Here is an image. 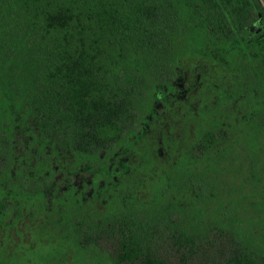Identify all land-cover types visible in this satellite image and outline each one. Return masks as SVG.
<instances>
[{
	"label": "trees",
	"instance_id": "obj_1",
	"mask_svg": "<svg viewBox=\"0 0 264 264\" xmlns=\"http://www.w3.org/2000/svg\"><path fill=\"white\" fill-rule=\"evenodd\" d=\"M261 4L0 0L2 194L17 186L39 189L16 171L7 176L19 141L30 143L27 161L35 170L53 160L62 166L66 184L101 169L110 177L114 162L121 164L118 149L137 138L144 119L155 117L152 112L176 87L177 68L187 55L225 59L235 70L230 92L235 104L241 101L236 106L245 134L264 142V26L250 28L264 20ZM190 71L210 76L207 63ZM230 137L227 125L207 128L185 156L194 169L185 174L182 188L195 201H213L217 187L208 172L194 166ZM67 197L62 195L67 237L79 249L104 252L109 264H264V251L227 227L191 230L175 211L151 207L73 212ZM7 204L2 201L0 210Z\"/></svg>",
	"mask_w": 264,
	"mask_h": 264
},
{
	"label": "rangeland",
	"instance_id": "obj_2",
	"mask_svg": "<svg viewBox=\"0 0 264 264\" xmlns=\"http://www.w3.org/2000/svg\"><path fill=\"white\" fill-rule=\"evenodd\" d=\"M201 62L209 66L210 76L190 71ZM227 65L225 59L213 56L182 58L176 87L156 105L155 117L142 121L137 138L118 149L121 164L114 162L110 177L101 169L77 174L65 184L62 166L49 160L44 169L35 170L27 161L30 143L15 144L7 176L14 171L28 173L45 189L31 195L17 186L9 199L0 197V203H8L0 212V264H109L104 252L79 249L67 237L62 195L70 199L72 211L169 209L191 230L221 225L264 251V142L245 134L238 112L241 101L235 104L230 92L236 72ZM218 125H227L231 137L194 166L208 172L217 187L216 199L201 203L182 188L185 174L194 169L186 166L185 156L205 129ZM108 157L112 159V153Z\"/></svg>",
	"mask_w": 264,
	"mask_h": 264
},
{
	"label": "flooded vegetation",
	"instance_id": "obj_3",
	"mask_svg": "<svg viewBox=\"0 0 264 264\" xmlns=\"http://www.w3.org/2000/svg\"><path fill=\"white\" fill-rule=\"evenodd\" d=\"M261 6H262V9H263V12H264V6L261 4ZM261 16V15H260ZM264 26V20L263 19H261V20H259V22H255V23H253L252 24V27H250V28H253V29H255V30H257V31H259V30H261V28ZM177 85V84H176ZM171 93H169V95H170ZM168 95V96H169ZM167 96V97H168ZM45 168V166L44 167H40V169H44ZM24 176H27V177H29V178H31L33 175H30V174H28V173H26L25 175H22V177H24ZM63 183V182H62ZM66 184V183H65ZM39 187V189L37 190V191H33V190H31V191H27V190H23V189H21L24 193H27V194H31V195H37V194H42L43 192H44V184H39L38 185ZM66 188V187H65ZM14 190V189H13ZM12 190V191H13ZM3 195H5L8 199H9V197H10V195H9V192L8 193H3ZM2 196V191H1V182H0V197ZM0 212H2L1 210H0Z\"/></svg>",
	"mask_w": 264,
	"mask_h": 264
}]
</instances>
